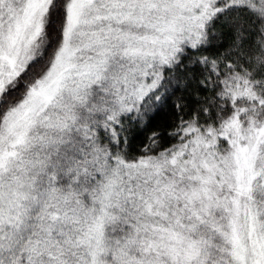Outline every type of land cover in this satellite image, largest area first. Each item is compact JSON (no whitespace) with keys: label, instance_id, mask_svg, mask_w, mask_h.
I'll use <instances>...</instances> for the list:
<instances>
[{"label":"snow or ice","instance_id":"6c2138e0","mask_svg":"<svg viewBox=\"0 0 264 264\" xmlns=\"http://www.w3.org/2000/svg\"><path fill=\"white\" fill-rule=\"evenodd\" d=\"M0 264H264V0H0Z\"/></svg>","mask_w":264,"mask_h":264},{"label":"trees","instance_id":"16d2710c","mask_svg":"<svg viewBox=\"0 0 264 264\" xmlns=\"http://www.w3.org/2000/svg\"><path fill=\"white\" fill-rule=\"evenodd\" d=\"M165 121L162 119V118H158L157 121H156V125L155 126H159V125H162ZM143 138H141L142 140ZM141 141L140 140H137L134 142V146L135 145H138Z\"/></svg>","mask_w":264,"mask_h":264}]
</instances>
